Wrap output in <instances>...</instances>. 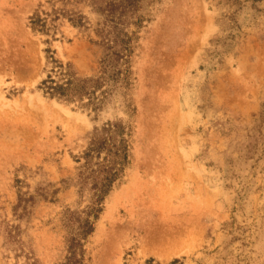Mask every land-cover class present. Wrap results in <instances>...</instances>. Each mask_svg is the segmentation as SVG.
<instances>
[{"label":"rangeland","instance_id":"rangeland-1","mask_svg":"<svg viewBox=\"0 0 264 264\" xmlns=\"http://www.w3.org/2000/svg\"><path fill=\"white\" fill-rule=\"evenodd\" d=\"M122 39L126 87L106 81L89 106L42 90L66 78L46 50L96 79ZM107 123L128 131L127 162L87 264H264V0H0V264L64 260Z\"/></svg>","mask_w":264,"mask_h":264},{"label":"trees","instance_id":"trees-1","mask_svg":"<svg viewBox=\"0 0 264 264\" xmlns=\"http://www.w3.org/2000/svg\"><path fill=\"white\" fill-rule=\"evenodd\" d=\"M131 5L132 3H129L128 7L131 8ZM41 24L42 22L39 18L31 20L33 28L42 27ZM128 40L122 39L120 41L123 46L121 53L110 51L100 61L101 76L96 79H75L74 76H70L69 65L63 67L62 64L54 60L52 56L53 52L46 50L47 58L53 65L52 69H57L59 75L66 78L64 83L58 84L52 80L50 75L47 76L40 84L42 90L51 98H68V95L75 90L78 92L79 100L86 97L88 100L87 105H93L96 100V91L101 89L106 81H119L124 86L128 84V71L125 67L127 54L130 53ZM113 43H116L115 39L107 41L108 50L112 49L111 45ZM107 72L110 75L106 77ZM100 130L101 134L91 140L83 153L82 158L85 162L81 169L82 172H89L92 175L102 174L103 179L100 182L94 183L96 186L94 202L87 209L85 217L74 219L77 227L75 233H71L67 240L66 256L60 264H87L84 241L94 232L95 222L102 212V203L114 182L123 172V165L127 162L128 145L126 136L128 135V131L120 123H107ZM102 155L103 157L101 158ZM93 160L94 163L92 164ZM18 207L19 205L16 206V208ZM71 215L67 219V222L71 221ZM174 262H177V260ZM24 264L37 263L33 258L26 257Z\"/></svg>","mask_w":264,"mask_h":264}]
</instances>
